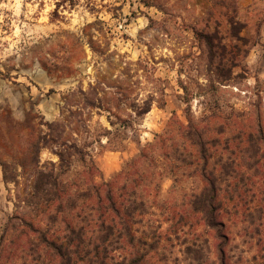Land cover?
I'll return each instance as SVG.
<instances>
[{"label": "rangeland", "instance_id": "1", "mask_svg": "<svg viewBox=\"0 0 264 264\" xmlns=\"http://www.w3.org/2000/svg\"><path fill=\"white\" fill-rule=\"evenodd\" d=\"M0 264H264V0H0Z\"/></svg>", "mask_w": 264, "mask_h": 264}, {"label": "trees", "instance_id": "2", "mask_svg": "<svg viewBox=\"0 0 264 264\" xmlns=\"http://www.w3.org/2000/svg\"><path fill=\"white\" fill-rule=\"evenodd\" d=\"M192 129L193 127H189ZM199 136V135H198ZM200 140L203 141V137ZM149 147H153V145H149ZM205 148V147H204ZM205 150V149H204ZM62 157V156H61ZM97 192V191H96ZM97 194V193H95ZM94 193H86L85 196H87L89 199L93 198ZM108 201L110 202V209L112 210L114 216H112V213L103 214L100 216L98 219H92L91 224H94L98 227V235L95 238L89 239V246H93L96 251H99L100 248L106 249V247L110 246L117 241L120 238V231L116 229L115 225V219H116V214H117V206L116 202L114 199V194L109 193L108 195Z\"/></svg>", "mask_w": 264, "mask_h": 264}]
</instances>
